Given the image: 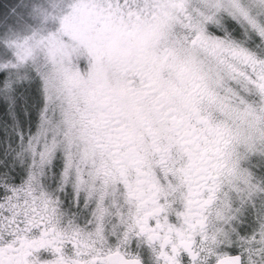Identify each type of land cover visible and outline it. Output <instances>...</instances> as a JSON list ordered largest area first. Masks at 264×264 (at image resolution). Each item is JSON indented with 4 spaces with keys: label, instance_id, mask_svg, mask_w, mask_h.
<instances>
[{
    "label": "snow or ice",
    "instance_id": "snow-or-ice-1",
    "mask_svg": "<svg viewBox=\"0 0 264 264\" xmlns=\"http://www.w3.org/2000/svg\"><path fill=\"white\" fill-rule=\"evenodd\" d=\"M0 264H264V0H0Z\"/></svg>",
    "mask_w": 264,
    "mask_h": 264
}]
</instances>
